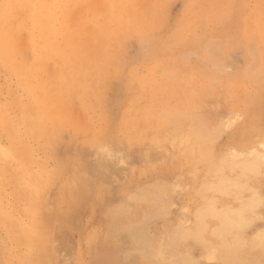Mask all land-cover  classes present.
<instances>
[{"label":"rangeland","instance_id":"rangeland-1","mask_svg":"<svg viewBox=\"0 0 264 264\" xmlns=\"http://www.w3.org/2000/svg\"><path fill=\"white\" fill-rule=\"evenodd\" d=\"M36 15L80 26L71 39L84 41L81 64L63 68L60 81L53 65L71 48L56 36L53 54L41 56L40 31L34 45L28 38ZM3 34L11 36L9 48L0 38V264H148L126 225L143 218L145 203L131 197L156 183L172 189L167 212L142 226L157 252L175 226L194 224L202 156L239 165L259 157L248 182L262 205L244 235L264 232V0H0ZM181 109H196L215 131L195 140L200 157L183 145L184 132L159 121L160 111ZM210 244L180 242L166 264L177 253L222 264L205 251ZM258 247L251 257L264 264Z\"/></svg>","mask_w":264,"mask_h":264},{"label":"bare ground","instance_id":"bare-ground-1","mask_svg":"<svg viewBox=\"0 0 264 264\" xmlns=\"http://www.w3.org/2000/svg\"><path fill=\"white\" fill-rule=\"evenodd\" d=\"M67 19H68L67 17H63V19H58L57 16L55 18L47 19L44 16L38 17L37 15L34 18H30L31 26H35L36 29L34 32L29 33L28 38L30 40V44L34 45L36 32L40 31L41 37L43 38V42H42V44L37 43L34 48L37 49L38 51H41V56L45 57L48 54H53L52 50H54V48H53V47H55L54 44L58 45L59 40L61 39V38L60 39L58 38L59 36L64 38V40H65L64 45L69 46L71 48V49H67L68 50L67 54L65 52V54L63 56L59 57L58 60L53 65L54 68H57V67L60 68L58 73L55 76L56 81H60L62 79L61 76L63 74L61 71L63 68H71L72 70L75 71V69L79 67L78 65L81 64L80 58L82 56L81 52H83V46L84 45L83 46L81 45L82 46V48H81L80 42L82 44V43H84V41L83 42H82V40L79 41V39H76L77 40L76 41V40H74L75 39L74 37H73L74 38L73 41L71 39L72 38V36H71L72 31L75 32L76 35L77 34L80 35V29H79L80 26H79V28L77 27L78 25L76 26V28L70 27L68 25ZM113 20L118 24H119V22L124 21L123 17L120 16V14L117 15L116 17H114ZM56 22L61 23V25L57 26ZM95 24L98 25V22L95 21ZM91 28L93 31H98L100 33L103 31V28H101V29L98 27L97 28L95 27L94 29H93V27H91ZM10 36L11 35H9V34L1 35L0 36V38H2L1 43H3L6 39H10L9 38ZM56 36L59 40L56 38ZM83 36H84V34H83ZM83 40H84V38H83ZM8 41L9 40L5 41L3 44V46H5L6 48L10 47ZM11 45H12V42H11ZM212 47H214V46H212ZM12 49H15V47L12 46ZM209 50H210V48H209ZM9 52L10 51H2L3 54H9ZM71 52L76 54L75 60H70V57H71L70 53ZM193 54H194V51H193ZM211 54L212 53H210V55ZM219 55H220V53H219ZM211 57H214V56H211ZM182 58L184 59L186 57L183 56ZM217 58H218V56L215 57L214 59L216 60ZM37 61H38V59H37ZM227 61H229V60H227ZM212 62H214V61L212 60ZM31 64H32L31 67L33 69H35L36 72H38L39 69H37V68L39 67V65L36 64V61L34 60ZM256 64L258 66L259 63H256ZM220 65H222V64H220ZM226 74H227V72H226ZM64 77L66 78V80L68 79V77H66V76H64ZM211 79H214L216 81L215 77L214 78L212 77ZM211 81H213V80H211ZM195 111H196V109H194V111L193 110L188 111L186 109L165 110V111L162 110L159 112L158 118H159V121L161 122L163 130H165V131L168 130V131H171L174 133L177 132V134L184 132L183 136H182V143L184 146H187L192 151L193 156L195 158H197L200 156L197 152L198 150H196V147H195V145L197 144V143L195 144V140L198 141V140H201L202 138L204 140V138L208 139V137H211V139H212V136L214 134L211 135V133H214L215 131L213 132L212 127H210V131H209L208 127H207L208 124L206 122V120H208V119H206V118L204 119V117H202V116H201L202 118L199 119L200 117H199V115L197 116L195 114L196 113ZM194 115H196L197 118ZM203 119H204V121H203ZM204 122H205V124H204ZM171 128H172V130H171ZM176 137H177V135H176ZM169 139H173V138L169 137ZM178 139H179V135H178ZM208 141H209V139H208ZM203 142H205V141H203ZM208 145H209V143L207 144V146ZM250 156L251 155H249V157ZM254 157H252L253 161L252 160L248 161V159L244 157L245 159H247V161H246L244 158L240 157V161H241V158L244 159V160H242V162H241L242 164H240V165L238 164L239 162H237V163H233L235 161L228 162V161H225V159L223 161L221 158L220 159L217 158L215 160H212L213 159L212 158L211 160H209L208 156L200 157L205 162V164L207 166L206 167L207 173L203 177H199L198 178L199 183H198L197 187H196V185L194 186L195 195L201 197V205L198 208V210H199V211H197L198 213H196V215L194 216V224H193V226H191L189 228H184V225H182L183 227L179 225V228H177L178 226H175L176 228L175 229L173 228L174 230L172 229L173 231L170 233L171 234L170 238L169 239L164 238V240L162 241V243L160 245V248L156 249L158 251L156 252L154 250L155 253L153 252L152 248L149 249V246H151V244H149L150 239L148 240L149 243H147L146 237L142 231V226L144 223H146L148 220H150L153 217L152 215H154V216L156 214L163 215V214H165V212H167L166 208L171 206V205L168 206V204H169L168 202L170 199L169 194H170L172 189L169 185L165 186L164 183L153 184V187H151V185L148 184V185H150L151 188L148 186V188H144V189L139 190V192L136 193L135 195H132V197L130 196L131 200H133V202H135V203H145L144 204L145 208H143L144 212H145L143 218L137 219V218L131 217L132 220L130 221V223H127L126 225L128 227V230L130 232H132L131 234H133V236L136 239L135 242H137V245H138V246L137 245L136 246H137V248L139 247V249H137V250L141 249L144 251V254L146 253L148 255V258H146L147 260L149 259L148 264H166V263H168V259H167L168 257L166 256V254L167 253L169 254L170 252H175V249L178 248V245L180 242L187 243V245L193 244V243H196L197 245H202V244L208 245V244L214 242L216 245L215 244H212V245L215 247H213L210 244L211 247L210 246H208V248L206 247L205 251L206 252L209 251L208 255L210 256V254H212L211 257L214 256L215 259L217 257L220 258L222 264H254V262L260 264L259 259H258V261H256L257 260L256 258H254V260H253V258L251 257V250L253 252L254 251L253 249L257 246L264 249V232L262 231V233H260L259 236L256 235L252 239H247L244 235L245 234L244 228H246L247 226H250L249 222L252 223L253 220L251 218H254V215H255V217L258 216V214H257L258 212L256 210H258L259 206L261 207V205H262V204L260 205L261 200H262L260 195H262V194L261 193L259 194L258 191H254L255 189L254 188L252 189V187L249 185V182H248V179L250 178V176L251 175H253V177H255L254 175L257 176V173L260 170V167H259L260 165L258 163L259 161L257 160L258 156L256 157V160L253 159ZM228 158H230V157H228ZM229 161H231V160H229ZM235 164L237 166L239 165L238 166L239 168L238 167L237 168H238V170L239 169L241 170L240 174H238V175L232 174V171L234 172V169L236 166ZM196 172H195V174H197ZM107 175H109V174L107 173ZM193 181H192V183H193ZM175 185H177V184H175ZM144 186L145 185H143V187ZM245 191H248V193L250 192L249 198L246 197L247 199H244L242 196V195H244L243 193ZM130 197H129V199H130ZM125 202H126V200H125ZM121 203L124 204V202H121ZM121 203H120V205H121ZM123 204L121 206L122 208H124V207L126 209L132 208L127 203L124 205ZM127 205L130 207H128ZM131 210H133V208ZM159 211H161V212H159ZM125 212H127V211H124V213ZM116 213L122 215V213H119V210ZM253 213H256L257 215L253 214ZM206 214L211 215L214 218H216L217 221H216V223H214L215 224L214 226L207 225L205 223ZM250 214L253 215V217L250 216ZM126 216H127V214H126ZM249 217H251V218H249ZM247 218L251 219V221H248L249 219L247 220ZM152 219H154V217ZM184 223H186V222H184ZM189 242H191V243H189ZM176 246H177V248H176ZM182 246H184L187 249V246H185V244H182ZM216 247L218 248L217 249L218 251L215 249L216 252L212 253L213 251H210L211 248L213 250ZM179 249H180V247H179ZM207 249H209V250L207 251ZM149 250L152 252L149 253ZM152 253H154V254H152ZM262 253H264V251ZM144 254H143L144 257L147 256L146 254L145 255ZM181 254H179V255H178V253L176 254L177 257H176L175 261L177 264H196L195 260H193V258L191 256L185 255L183 253L185 256L184 257ZM213 254H215V255H213ZM216 254L217 255L219 254V255L217 256ZM186 256H189V258H186ZM255 256H257V255H255Z\"/></svg>","mask_w":264,"mask_h":264}]
</instances>
